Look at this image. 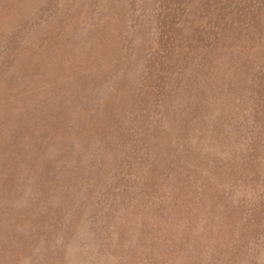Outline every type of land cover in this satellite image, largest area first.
<instances>
[{
    "label": "rangeland",
    "instance_id": "rangeland-1",
    "mask_svg": "<svg viewBox=\"0 0 264 264\" xmlns=\"http://www.w3.org/2000/svg\"><path fill=\"white\" fill-rule=\"evenodd\" d=\"M0 264H264V0H0Z\"/></svg>",
    "mask_w": 264,
    "mask_h": 264
}]
</instances>
